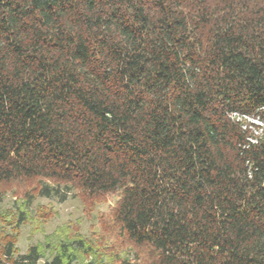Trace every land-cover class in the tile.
I'll use <instances>...</instances> for the list:
<instances>
[{
  "label": "trees",
  "instance_id": "16d2710c",
  "mask_svg": "<svg viewBox=\"0 0 264 264\" xmlns=\"http://www.w3.org/2000/svg\"><path fill=\"white\" fill-rule=\"evenodd\" d=\"M11 185L117 197L41 264H264V0H0ZM15 252L0 234V264L43 257Z\"/></svg>",
  "mask_w": 264,
  "mask_h": 264
},
{
  "label": "rangeland",
  "instance_id": "374dc122",
  "mask_svg": "<svg viewBox=\"0 0 264 264\" xmlns=\"http://www.w3.org/2000/svg\"><path fill=\"white\" fill-rule=\"evenodd\" d=\"M7 187L0 200V234L15 238L16 255L26 253L31 245L41 246L43 257L39 264L50 259L53 246L63 237L79 235L95 242L109 224L108 216L117 200L115 195H106L89 206L72 190L64 198L34 195L31 200H25V188ZM107 245L112 246V257L118 254L134 259L133 249L117 246L112 236L104 243Z\"/></svg>",
  "mask_w": 264,
  "mask_h": 264
}]
</instances>
